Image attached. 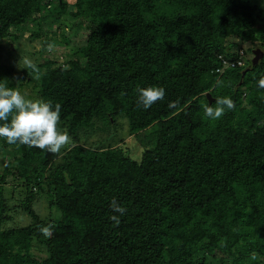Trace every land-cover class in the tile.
Masks as SVG:
<instances>
[{
	"label": "trees",
	"instance_id": "16d2710c",
	"mask_svg": "<svg viewBox=\"0 0 264 264\" xmlns=\"http://www.w3.org/2000/svg\"><path fill=\"white\" fill-rule=\"evenodd\" d=\"M73 1L0 0V82L15 85L2 41L29 32L34 100L61 104L75 144L53 154L0 137V264H264V0ZM150 86L166 95L145 110L137 89ZM223 96L235 108L205 118ZM125 123L140 156L117 136Z\"/></svg>",
	"mask_w": 264,
	"mask_h": 264
},
{
	"label": "clouds",
	"instance_id": "9594fccd",
	"mask_svg": "<svg viewBox=\"0 0 264 264\" xmlns=\"http://www.w3.org/2000/svg\"><path fill=\"white\" fill-rule=\"evenodd\" d=\"M51 48L52 45H49V49ZM21 62L25 65L24 69H31L38 78L39 69L32 60L24 57ZM217 83L223 86V81ZM258 86L264 89V76L259 79ZM137 91L139 103L145 110L163 100L166 95L165 88L161 86L139 88ZM179 103V100L171 102L169 107L178 108ZM202 107L205 118L218 120L225 115L226 110H233L235 103L232 98L223 96L215 98L214 105L205 103ZM61 109L60 103L54 104L51 100L44 99H26L17 88H10L0 82V137L6 138L9 144L36 147L53 154L60 153L62 148L74 147L70 134L59 127ZM110 207L119 215H111L109 219L114 222V226H119L120 217L126 214L127 209L121 206L115 197L112 198ZM51 228V225L42 226L40 231L45 236H50ZM251 259H257L255 253Z\"/></svg>",
	"mask_w": 264,
	"mask_h": 264
},
{
	"label": "rangeland",
	"instance_id": "374dc122",
	"mask_svg": "<svg viewBox=\"0 0 264 264\" xmlns=\"http://www.w3.org/2000/svg\"><path fill=\"white\" fill-rule=\"evenodd\" d=\"M70 10H74L75 9V5H74V1L70 0ZM84 31V30H82ZM84 33V32H83ZM78 34H81V32H79ZM30 33L28 32L27 34H25L24 36H22L20 39L18 40H13L12 38H6L2 41V47L4 48V50H9L11 45L13 47V51L9 53H13L10 57L9 55L7 57L4 58V62L5 63H9L11 64L12 67V71H11V75L13 77H11V82L13 80L14 82V86L12 88H17L21 94L25 95L26 99H36L40 97V93H39V87H38V79H39V73H38V78H36V73H33L31 69H24L25 65L21 62L20 60L21 58H28L30 60H32L34 63H39L41 62L40 60L37 59L38 54L37 52L39 51L40 47H41V43L38 42H33L32 40H30ZM235 37H232L231 41H235ZM74 42L77 44H81L82 41L80 40V36H76L74 38ZM252 43H245L244 46L245 47H249L251 46ZM55 48V47H53ZM258 47H255L254 49H257ZM244 49V48H243ZM54 52V51H53ZM57 51H55V53H57ZM54 54V53H53ZM5 55H7V53H5ZM49 55H52L51 53ZM249 57V54H247L246 58ZM39 66V65H38ZM28 72L30 74H28ZM10 75V73L8 74ZM33 77V80L30 81V77ZM27 81H30L29 83H27ZM101 134L105 137H107V133L106 132H100L97 134H94L87 142L90 144H96L97 141H99L100 139H102ZM118 138H123L128 142V145L130 147L133 148V154L140 156V151L143 148V143H141V141L136 137V136H131L128 133V127L127 124L125 123L122 126L119 127L118 129ZM112 141V140H111ZM115 143H119V140ZM108 144V141L105 143ZM1 159V157H0ZM19 197L20 194L18 191H14L13 188H11V186H6V196L9 199L10 205H14L16 203V200L14 199V197L16 198V196ZM35 208L37 210V212L45 217L48 213V206L47 203L44 199H42L41 201H39L36 205ZM20 221H22V224H27L28 223V219L25 216H20L19 218Z\"/></svg>",
	"mask_w": 264,
	"mask_h": 264
},
{
	"label": "water",
	"instance_id": "95a60500",
	"mask_svg": "<svg viewBox=\"0 0 264 264\" xmlns=\"http://www.w3.org/2000/svg\"><path fill=\"white\" fill-rule=\"evenodd\" d=\"M263 57V51L260 48L254 50L253 64H257L260 59ZM246 72H244L245 74ZM210 97V94H208Z\"/></svg>",
	"mask_w": 264,
	"mask_h": 264
},
{
	"label": "built area",
	"instance_id": "2783aa9c",
	"mask_svg": "<svg viewBox=\"0 0 264 264\" xmlns=\"http://www.w3.org/2000/svg\"><path fill=\"white\" fill-rule=\"evenodd\" d=\"M241 54L243 55V52H241ZM224 64L226 65V66H236V65H242L243 64V61H241V60H238L237 62H235V61H229V60H224ZM221 70V69H220ZM219 70V71H220Z\"/></svg>",
	"mask_w": 264,
	"mask_h": 264
}]
</instances>
